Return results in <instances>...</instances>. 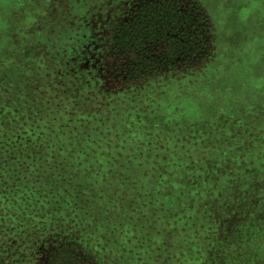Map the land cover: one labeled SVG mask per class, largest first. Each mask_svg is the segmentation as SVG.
<instances>
[{"label":"rangeland","instance_id":"1","mask_svg":"<svg viewBox=\"0 0 264 264\" xmlns=\"http://www.w3.org/2000/svg\"><path fill=\"white\" fill-rule=\"evenodd\" d=\"M138 1L0 0V111L47 135L48 168L36 165L47 199L82 220L75 239L40 251L68 246L81 264H264V0H196L206 55L120 80L110 45ZM87 118L94 142L60 143L55 132L79 135ZM169 167L172 192L160 185Z\"/></svg>","mask_w":264,"mask_h":264},{"label":"trees","instance_id":"2","mask_svg":"<svg viewBox=\"0 0 264 264\" xmlns=\"http://www.w3.org/2000/svg\"><path fill=\"white\" fill-rule=\"evenodd\" d=\"M209 30L208 18L196 0H140L118 20L110 46L118 65L122 64L117 71L119 77H147L196 64L209 48ZM15 122L19 123L5 117L3 109L0 111V264H81L76 252L68 246L40 251L47 239H75L70 226L79 225L82 220L67 214L59 195L52 193L47 199V187L53 190L52 185L46 182L47 172L36 168L49 145L47 135L33 128V124L25 128L16 126ZM91 122L87 118L84 126L76 128L81 130L79 135L72 136L66 129L55 133L63 145H73L75 139L86 147V143L95 140L92 129L86 128ZM60 143L53 141L52 145L60 146ZM61 155L72 161L80 157L82 166L84 155L77 154L73 148H63ZM173 169L169 167L163 172L160 184L169 192L174 190L173 182L168 181ZM69 178L71 181L66 183L72 184L73 178Z\"/></svg>","mask_w":264,"mask_h":264},{"label":"flooded vegetation","instance_id":"3","mask_svg":"<svg viewBox=\"0 0 264 264\" xmlns=\"http://www.w3.org/2000/svg\"><path fill=\"white\" fill-rule=\"evenodd\" d=\"M139 1H140V0H139ZM139 1H138V2H139ZM136 4H137V2H136L134 5H136ZM134 5H131V7H130L129 9H127L125 12H123L122 14H120L119 17L117 18V22H118V20L121 18V16H122L123 14H125V13H127L128 11L132 10V8H133ZM117 22H116V26H117ZM116 26H115V28H116ZM115 28H114V32H113V37H114V34H115ZM112 41H113V38H112ZM111 45H112V44H111ZM111 45H110V46H111ZM111 55H112V57L115 59V57H114V55H113L112 52H111ZM117 65H118V62H117ZM116 72H117V71H116ZM116 72H115V74H118L117 78L120 79V80H123V79H124L123 77H122V78L119 77V72H117V73H116Z\"/></svg>","mask_w":264,"mask_h":264}]
</instances>
